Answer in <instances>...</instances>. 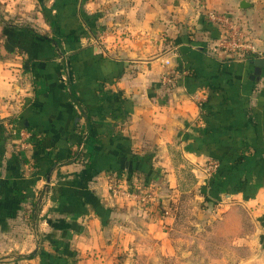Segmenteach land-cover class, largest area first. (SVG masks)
I'll use <instances>...</instances> for the list:
<instances>
[{"label": "crops", "instance_id": "crops-1", "mask_svg": "<svg viewBox=\"0 0 264 264\" xmlns=\"http://www.w3.org/2000/svg\"><path fill=\"white\" fill-rule=\"evenodd\" d=\"M0 4V264H264V0Z\"/></svg>", "mask_w": 264, "mask_h": 264}, {"label": "built area", "instance_id": "built-area-1", "mask_svg": "<svg viewBox=\"0 0 264 264\" xmlns=\"http://www.w3.org/2000/svg\"><path fill=\"white\" fill-rule=\"evenodd\" d=\"M209 22L221 28L223 35L211 48L212 52H222L239 58H256L263 59L264 51L256 44L255 38L250 30L241 24L235 17L218 12H210L207 14ZM168 65L169 62L166 61ZM175 78L171 73H165L161 76V82L171 87L175 82ZM21 138L22 146H26L30 133L24 129L16 130ZM79 152H83V143L79 146ZM83 158V156H81ZM218 169V164L211 162L207 169V173H214ZM109 190L113 196H131L141 207L148 208L151 205L159 203V196L155 194L154 189L149 185L134 186L132 189H125L119 180L114 178L111 181Z\"/></svg>", "mask_w": 264, "mask_h": 264}, {"label": "water", "instance_id": "water-1", "mask_svg": "<svg viewBox=\"0 0 264 264\" xmlns=\"http://www.w3.org/2000/svg\"><path fill=\"white\" fill-rule=\"evenodd\" d=\"M242 8L248 7V3L244 1L241 5ZM255 65L257 67V72L255 73V77L259 75V69L263 68L264 66V58L263 59H258L255 61Z\"/></svg>", "mask_w": 264, "mask_h": 264}, {"label": "rangeland", "instance_id": "rangeland-1", "mask_svg": "<svg viewBox=\"0 0 264 264\" xmlns=\"http://www.w3.org/2000/svg\"><path fill=\"white\" fill-rule=\"evenodd\" d=\"M6 7V6H5ZM5 8L4 7H2V5L0 4V23H1V21H2V19L4 18V14L3 13H5ZM8 22V21H7ZM9 22H11L12 23V21H9ZM190 226L191 225H188L187 226V228H190Z\"/></svg>", "mask_w": 264, "mask_h": 264}, {"label": "trees", "instance_id": "trees-1", "mask_svg": "<svg viewBox=\"0 0 264 264\" xmlns=\"http://www.w3.org/2000/svg\"><path fill=\"white\" fill-rule=\"evenodd\" d=\"M3 127V126H2ZM9 127H10V125H9ZM84 154V153H83ZM85 155V154H84Z\"/></svg>", "mask_w": 264, "mask_h": 264}]
</instances>
